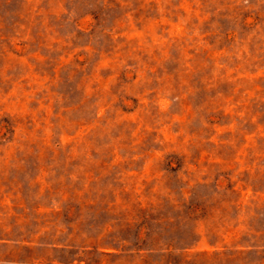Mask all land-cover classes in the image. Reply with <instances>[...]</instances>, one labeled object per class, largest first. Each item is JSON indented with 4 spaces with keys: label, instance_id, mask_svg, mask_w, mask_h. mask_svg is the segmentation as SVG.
I'll list each match as a JSON object with an SVG mask.
<instances>
[{
    "label": "rangeland",
    "instance_id": "1",
    "mask_svg": "<svg viewBox=\"0 0 264 264\" xmlns=\"http://www.w3.org/2000/svg\"><path fill=\"white\" fill-rule=\"evenodd\" d=\"M0 264H264V0H0Z\"/></svg>",
    "mask_w": 264,
    "mask_h": 264
}]
</instances>
